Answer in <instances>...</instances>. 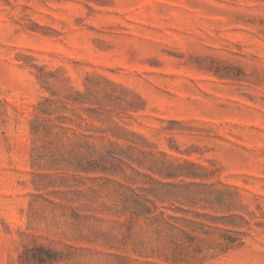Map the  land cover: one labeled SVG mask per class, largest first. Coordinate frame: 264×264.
Wrapping results in <instances>:
<instances>
[{
  "label": "rangeland",
  "instance_id": "obj_1",
  "mask_svg": "<svg viewBox=\"0 0 264 264\" xmlns=\"http://www.w3.org/2000/svg\"><path fill=\"white\" fill-rule=\"evenodd\" d=\"M0 264H264V0H0Z\"/></svg>",
  "mask_w": 264,
  "mask_h": 264
}]
</instances>
